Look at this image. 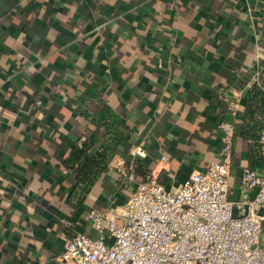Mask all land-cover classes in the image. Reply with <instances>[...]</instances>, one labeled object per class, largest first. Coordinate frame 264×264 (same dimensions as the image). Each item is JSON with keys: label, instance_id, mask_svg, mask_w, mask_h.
<instances>
[{"label": "crops", "instance_id": "1", "mask_svg": "<svg viewBox=\"0 0 264 264\" xmlns=\"http://www.w3.org/2000/svg\"><path fill=\"white\" fill-rule=\"evenodd\" d=\"M81 95L96 118L105 103L124 122L114 158L146 170L136 181L165 171L171 190L221 159L231 123L229 198H246L242 171L264 176V146L252 157L235 132L264 120V0H0V264H58L76 231L99 236L88 211L134 188L108 166L81 203L69 198L63 160L104 135L76 112Z\"/></svg>", "mask_w": 264, "mask_h": 264}, {"label": "built area", "instance_id": "2", "mask_svg": "<svg viewBox=\"0 0 264 264\" xmlns=\"http://www.w3.org/2000/svg\"><path fill=\"white\" fill-rule=\"evenodd\" d=\"M219 127L221 159L193 171L174 190L152 173L136 181L126 160L113 157L109 168L134 188L121 208L90 209L87 217L99 236L76 231L56 257L58 264H264V176L245 168L240 189L248 196L229 198L234 127ZM259 142L264 146V120ZM131 155L145 152L134 146Z\"/></svg>", "mask_w": 264, "mask_h": 264}, {"label": "trees", "instance_id": "3", "mask_svg": "<svg viewBox=\"0 0 264 264\" xmlns=\"http://www.w3.org/2000/svg\"><path fill=\"white\" fill-rule=\"evenodd\" d=\"M84 95L77 99L78 105L75 110L78 114L87 118L90 123L99 124L104 128L103 141L99 149L91 153L95 140L90 136L80 142L72 144L67 157L63 160L62 166L72 173L74 183L70 186L69 198L76 203H81L85 196L90 192L92 186L101 174L108 168L112 158L119 153L120 145L125 140V124L117 119L110 107L102 104V116L96 118L83 108ZM245 138L249 142V154L254 156L260 149L259 133L256 130H250L245 126H237L236 134ZM130 169L137 174L145 175L147 172L138 163ZM158 180L163 183L169 181L166 172L162 171Z\"/></svg>", "mask_w": 264, "mask_h": 264}, {"label": "rangeland", "instance_id": "4", "mask_svg": "<svg viewBox=\"0 0 264 264\" xmlns=\"http://www.w3.org/2000/svg\"><path fill=\"white\" fill-rule=\"evenodd\" d=\"M124 205V204H123ZM123 205H121V206H116V208H121Z\"/></svg>", "mask_w": 264, "mask_h": 264}]
</instances>
